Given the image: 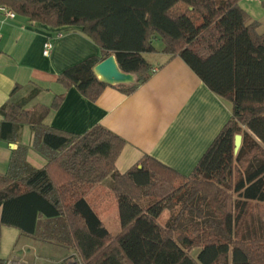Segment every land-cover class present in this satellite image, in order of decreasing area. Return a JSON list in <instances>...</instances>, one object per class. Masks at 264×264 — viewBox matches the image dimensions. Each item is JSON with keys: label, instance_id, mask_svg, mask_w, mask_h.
I'll use <instances>...</instances> for the list:
<instances>
[{"label": "trees", "instance_id": "obj_1", "mask_svg": "<svg viewBox=\"0 0 264 264\" xmlns=\"http://www.w3.org/2000/svg\"><path fill=\"white\" fill-rule=\"evenodd\" d=\"M239 1L0 0L32 22L78 27L99 47V56L55 75L90 101L107 86L129 95L145 83L151 72L142 53L155 52L157 36L164 53L180 56L232 105L230 119L189 176L149 155L120 173V136L99 124L83 134L48 127L43 119L64 95L50 106L25 109L41 88L14 96L16 86L0 106V140L15 143L20 127L30 125L32 146L47 163L33 168L26 146L12 150L0 173V226L72 248L81 264H264V32ZM110 54L132 82L112 85L95 74L94 66ZM235 134L242 136L236 154ZM108 176L121 223L116 235L84 198ZM163 210L169 217L160 226ZM42 217L58 221V231L42 227ZM193 249H199L196 257Z\"/></svg>", "mask_w": 264, "mask_h": 264}, {"label": "crops", "instance_id": "obj_2", "mask_svg": "<svg viewBox=\"0 0 264 264\" xmlns=\"http://www.w3.org/2000/svg\"><path fill=\"white\" fill-rule=\"evenodd\" d=\"M257 32L264 31L258 27ZM46 39L53 41L49 56L42 54ZM146 54L159 57L147 61L150 69L156 71L135 92L126 95L107 86L96 100L90 101L74 87L65 89L56 82L55 75L88 56H99V47L92 40L78 27H51L17 14L9 18L0 12V106L16 86L19 88L14 96H25L34 86L41 88L25 109L50 106L56 95H64L60 105L47 113L43 124L72 134H83L99 124L120 136L125 141L115 161V169L120 173L149 155L189 176L230 119L232 105L213 93L180 56L164 53L163 45L153 53H142L143 58ZM1 119L0 115V122ZM32 140L30 125L20 127L15 143L0 140V173L6 172L11 152L19 144L26 146V161L33 168L47 163V158L32 146ZM111 183L112 178L106 177L89 189L84 198L107 231L116 235L121 223ZM164 211L165 217L160 218ZM168 217L169 211L163 210L157 217L159 225L164 226ZM39 221L47 229L60 228L54 219L42 217ZM0 238V258L6 264H81L74 249L56 241L36 240L15 227L0 226Z\"/></svg>", "mask_w": 264, "mask_h": 264}, {"label": "water", "instance_id": "obj_3", "mask_svg": "<svg viewBox=\"0 0 264 264\" xmlns=\"http://www.w3.org/2000/svg\"><path fill=\"white\" fill-rule=\"evenodd\" d=\"M95 74L103 81L108 84H118V83H129L133 81V76L130 73L123 72L115 59L113 54L108 55L103 60L98 62L94 66ZM242 141L241 134L234 135V149L233 152L236 154L240 148Z\"/></svg>", "mask_w": 264, "mask_h": 264}, {"label": "rangeland", "instance_id": "obj_4", "mask_svg": "<svg viewBox=\"0 0 264 264\" xmlns=\"http://www.w3.org/2000/svg\"><path fill=\"white\" fill-rule=\"evenodd\" d=\"M239 5L248 14L250 13L251 15H253L254 19L258 20V22L260 24V26H259L260 30L264 31V0H240ZM159 41H160V39L157 36L153 40V46L157 49L162 47V43H160ZM156 56L157 55L146 54V55H144V58L146 59V61L153 62L156 58H159ZM166 213H167V211H164L163 214L160 216V218L165 217ZM255 214H256V212H255ZM111 231H113V230H111ZM0 243H1V238H0ZM5 245L6 244L4 243L3 244V252L5 251ZM0 246L2 247L1 244H0ZM196 254H197L196 249H193L191 251V255L193 257H196Z\"/></svg>", "mask_w": 264, "mask_h": 264}, {"label": "built area", "instance_id": "obj_5", "mask_svg": "<svg viewBox=\"0 0 264 264\" xmlns=\"http://www.w3.org/2000/svg\"><path fill=\"white\" fill-rule=\"evenodd\" d=\"M0 12L3 13L5 16L9 17V18H13L15 17V13L6 8L5 6H0ZM53 48V41L51 39H46L44 42H43V45H42V54L43 56H49V54L51 53V50ZM156 71V68H151L150 69V72L153 73Z\"/></svg>", "mask_w": 264, "mask_h": 264}]
</instances>
